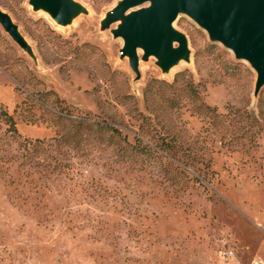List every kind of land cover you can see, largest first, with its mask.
I'll return each instance as SVG.
<instances>
[{"label":"rangeland","instance_id":"1","mask_svg":"<svg viewBox=\"0 0 264 264\" xmlns=\"http://www.w3.org/2000/svg\"><path fill=\"white\" fill-rule=\"evenodd\" d=\"M67 1L0 0V264H264L256 69L182 13L185 57L133 61L149 1Z\"/></svg>","mask_w":264,"mask_h":264},{"label":"water","instance_id":"2","mask_svg":"<svg viewBox=\"0 0 264 264\" xmlns=\"http://www.w3.org/2000/svg\"><path fill=\"white\" fill-rule=\"evenodd\" d=\"M149 1L148 8L135 13L117 34L125 39V50L135 61V48L157 55L168 68L179 57L186 56V40L173 29L172 21L179 13L188 14L203 27L213 41H221L246 59L257 71L256 90L264 85V0H123L117 14L128 6ZM36 6L51 10L64 19L75 11L67 0H32ZM4 27L14 32L6 14L0 11ZM173 40L178 50H171Z\"/></svg>","mask_w":264,"mask_h":264},{"label":"trees","instance_id":"3","mask_svg":"<svg viewBox=\"0 0 264 264\" xmlns=\"http://www.w3.org/2000/svg\"><path fill=\"white\" fill-rule=\"evenodd\" d=\"M0 114L4 116V120H6V122L9 124V130L12 132V133H16V127H15V122L14 120L12 119L11 115H9L6 111H0ZM112 130H115L114 128H111ZM37 141H39L37 139Z\"/></svg>","mask_w":264,"mask_h":264},{"label":"built area","instance_id":"4","mask_svg":"<svg viewBox=\"0 0 264 264\" xmlns=\"http://www.w3.org/2000/svg\"><path fill=\"white\" fill-rule=\"evenodd\" d=\"M248 264H261V261L259 259H255L250 261Z\"/></svg>","mask_w":264,"mask_h":264}]
</instances>
